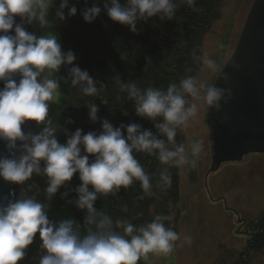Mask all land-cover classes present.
Listing matches in <instances>:
<instances>
[{"label": "clouds", "instance_id": "obj_1", "mask_svg": "<svg viewBox=\"0 0 264 264\" xmlns=\"http://www.w3.org/2000/svg\"><path fill=\"white\" fill-rule=\"evenodd\" d=\"M100 2L97 0L82 10L84 21L91 23L100 16ZM53 4L54 0H0V81L3 82L0 140L6 142L8 153L0 157V178L10 185L21 186L18 196L14 187L0 196V264H17L23 260L37 233L42 241L39 250L44 252L38 264H138L141 260L148 261L149 254L167 258L178 246L177 241L180 246L192 243L190 236H184L181 241L172 225L173 216L159 214L136 225L130 219H113L103 209L97 210L94 203L98 196H115L121 187L127 191L135 182H139L143 192L139 199L155 195L156 173L150 174L137 154L154 157L163 166L156 180V187L161 189L171 187L170 168L196 169L204 153V141L197 139L186 146L177 142L178 132L188 129L202 109L221 112L233 97L232 89L209 85L199 74L183 76L178 83L169 82L166 88L151 85L141 88L134 81L118 79L119 90L135 101L136 115L155 122L157 134L142 130L137 123L113 127L104 119L98 133L82 134L80 128L69 133L63 129L67 140L60 143L56 134L61 126L49 116L50 102H60V80L66 84L70 80V87L80 97L95 98L102 89L98 90L94 78L79 66H72L67 76L55 78L61 66L73 64L74 53L61 50L57 34L37 36L26 29L25 25L34 22L40 28L50 27L48 14ZM182 4L194 8L196 0H123V3L103 0L107 16L129 26L134 34L139 31L138 21L147 22L152 17L172 20ZM65 8L67 17L77 13L76 6L69 7V0H60L55 16L61 21L66 18ZM196 59L200 73H217V61L208 53ZM230 62L233 69L240 68L234 59ZM219 79L227 85L230 77L220 72ZM85 103L91 121L96 122L98 106L90 101ZM157 118H161L159 122ZM225 120L227 116L221 123ZM28 121L42 125V130L35 134L23 131L22 125ZM73 122L70 117L66 121ZM125 129L126 135L122 131ZM34 173L45 178V201L37 199L41 192L37 183L24 187ZM77 173L82 183L74 189L68 188L66 182ZM61 186L68 189L62 193V199L74 191L78 196L68 203L87 210L84 233L81 224L73 218L57 221L48 218L50 205L46 201ZM29 191L33 195H27ZM120 210L127 213L129 208L122 205Z\"/></svg>", "mask_w": 264, "mask_h": 264}, {"label": "rangeland", "instance_id": "obj_2", "mask_svg": "<svg viewBox=\"0 0 264 264\" xmlns=\"http://www.w3.org/2000/svg\"><path fill=\"white\" fill-rule=\"evenodd\" d=\"M254 1L223 0L220 3L218 17L204 37L201 50V55L208 53L217 61L218 71L215 74H202L198 68L197 72V75L206 78L209 85L215 84L219 73L233 56ZM48 20L50 27L47 28H40L38 22L25 27L37 36L55 33L50 10ZM218 44L222 47H218ZM61 76H65L64 66L54 74L55 78ZM60 91V102H50L49 116L61 126L56 135L60 143H65L66 96L63 80H60ZM41 130L42 125L37 126L35 121L26 122L25 132L35 134ZM178 133L177 142L185 143L186 146L202 139L204 153L196 169L187 166L180 169L178 207L171 197L160 190L161 194L156 196L151 208V215L152 219L159 214L165 215L161 210L165 207L166 215L173 216L172 225L180 234L181 241L184 236H190L192 243L180 246V241H177L178 246L167 258L149 254L148 264H264V154H249L241 162L225 163L218 171L209 173L212 158L207 110L202 109L189 128ZM32 182L41 189L37 199L45 201V178L34 173L24 187ZM66 183L68 188L78 187L77 181ZM65 191L68 189L61 186L52 199L46 201L50 205L47 213L50 220H76L73 203H68L75 192L69 191L68 196L62 199L61 195ZM27 195L31 196L33 192L29 191ZM165 224L168 222L165 221ZM40 243L42 241L37 233L33 244L26 249L25 258L18 264H38L40 256L44 254L39 250Z\"/></svg>", "mask_w": 264, "mask_h": 264}, {"label": "trees", "instance_id": "obj_3", "mask_svg": "<svg viewBox=\"0 0 264 264\" xmlns=\"http://www.w3.org/2000/svg\"><path fill=\"white\" fill-rule=\"evenodd\" d=\"M223 0H196L194 8L180 5L175 18L161 21L159 17L149 18L147 22L138 21V33L130 31L129 26L112 21L103 8V0L98 4L102 11L91 23L84 21L82 10L91 7L97 0H69V7L76 6L77 13L67 17V8L64 9L66 18L59 20L55 11L60 0H54L50 7V15L55 25V34L61 44V50H71L76 59L72 65H64V75L72 66H79L87 70L96 81V86L102 89L100 94L93 97H80L75 88L70 87V80L65 83V128L69 133H74L77 128L82 129V134L102 131V121L107 119L113 127L121 123L128 125L137 123L141 129L151 130L157 134L153 121L146 117H139L135 112V101L127 98L126 92L119 90L117 80L122 82L134 81L141 88L149 85L166 88L169 82H179L186 75H197L199 65L197 57L201 55L204 37L210 31L214 20L218 17V9ZM123 3V0H121ZM191 69V71H188ZM85 101H90L98 106L97 121L92 122L89 117V108ZM127 112V115H123ZM73 123H66L68 118ZM161 118H157L159 122ZM126 135V129L122 130ZM179 139V133L176 137ZM67 136L65 135V142ZM137 158L146 170L152 174L154 196L143 195L139 182H135L126 191L123 187L115 196L107 198L98 196L94 203L97 210L103 209L112 215L113 219H130L139 225L152 219L151 208L155 203L160 190L167 197L174 200L176 207L179 205L180 169L170 168L171 187L161 189L156 187L158 170L163 166L154 157L137 154ZM89 159H93L90 155ZM73 181L82 183L78 173L74 174ZM90 190H91V186ZM78 194L73 195V199ZM72 199V200H73ZM122 205H127L129 211L121 212ZM76 221L81 224L82 233L86 209H78L73 203ZM161 210L167 214L165 207ZM162 213V212H161ZM263 224H264V216ZM138 264H148V261H139Z\"/></svg>", "mask_w": 264, "mask_h": 264}, {"label": "water", "instance_id": "obj_4", "mask_svg": "<svg viewBox=\"0 0 264 264\" xmlns=\"http://www.w3.org/2000/svg\"><path fill=\"white\" fill-rule=\"evenodd\" d=\"M16 20L20 22L19 17ZM232 59L240 65L238 70L231 67ZM221 72L229 75V83L224 84L218 75L214 85L230 87L233 97L221 112L207 110L212 158L209 173L225 163L241 162L249 154H264V0L254 1L238 46ZM225 116L227 120L221 123ZM5 155L6 142L0 140V157ZM13 187L18 196L20 185H10L0 178V196Z\"/></svg>", "mask_w": 264, "mask_h": 264}]
</instances>
